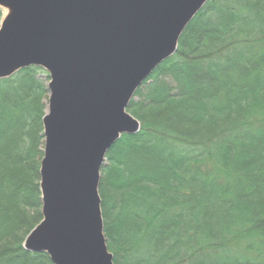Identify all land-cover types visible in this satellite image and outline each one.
<instances>
[{"label":"trees","instance_id":"1","mask_svg":"<svg viewBox=\"0 0 264 264\" xmlns=\"http://www.w3.org/2000/svg\"><path fill=\"white\" fill-rule=\"evenodd\" d=\"M47 82L0 80V264H51L23 249L42 220ZM128 113L140 130L98 187L113 264H264V0H207Z\"/></svg>","mask_w":264,"mask_h":264},{"label":"water","instance_id":"2","mask_svg":"<svg viewBox=\"0 0 264 264\" xmlns=\"http://www.w3.org/2000/svg\"><path fill=\"white\" fill-rule=\"evenodd\" d=\"M207 0H0V80L48 76L39 169L42 220L23 249L51 264H113L103 234L100 171L135 92L177 50Z\"/></svg>","mask_w":264,"mask_h":264},{"label":"rangeland","instance_id":"3","mask_svg":"<svg viewBox=\"0 0 264 264\" xmlns=\"http://www.w3.org/2000/svg\"><path fill=\"white\" fill-rule=\"evenodd\" d=\"M45 112H46V110H45ZM140 124V123H139Z\"/></svg>","mask_w":264,"mask_h":264},{"label":"flooded vegetation","instance_id":"4","mask_svg":"<svg viewBox=\"0 0 264 264\" xmlns=\"http://www.w3.org/2000/svg\"><path fill=\"white\" fill-rule=\"evenodd\" d=\"M3 13V12H2Z\"/></svg>","mask_w":264,"mask_h":264}]
</instances>
